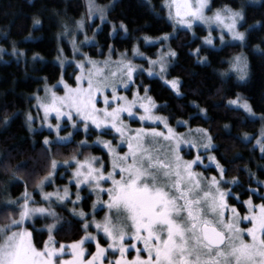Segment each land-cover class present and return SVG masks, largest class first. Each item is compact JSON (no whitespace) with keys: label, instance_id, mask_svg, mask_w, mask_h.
<instances>
[{"label":"snow or ice","instance_id":"1","mask_svg":"<svg viewBox=\"0 0 264 264\" xmlns=\"http://www.w3.org/2000/svg\"><path fill=\"white\" fill-rule=\"evenodd\" d=\"M112 6H101L97 0H86L85 12L80 19L74 20V27H70L67 20L61 22L63 30L57 34L56 39L60 41L62 38H70L74 55L83 57L76 65L80 74L75 77L76 87L66 83L63 76L57 84L51 86L47 85L45 78L44 95H39L38 90L33 97L36 100L33 107L37 115L34 116L31 111L25 115V124L30 133L36 134L45 127L49 136L55 133V139L45 136L40 142V156L50 161V164L47 173L37 180L35 190L39 191L40 203L46 206H33L38 201L34 199L35 191H28L27 180L24 181L25 191L21 197L6 201L3 207L10 209L11 214L6 218L7 222L0 226V264H264V203L254 205L251 199L244 201L248 214L243 216L236 206L229 204L233 190L227 186H239L240 182L237 178L231 181L225 179L228 169L215 155L207 156L209 163H204L205 153L217 150L210 130L197 129L202 137L199 140H189L177 133L170 124V117L155 114L167 105H157L148 95L151 90L149 87H144L143 97L139 94V87L131 100L119 95L120 88L129 89L135 83V76L146 71L148 77L158 76L176 96H182L183 80L180 77L168 79L170 68L178 59V52L171 47H162L152 58L145 56L134 45L132 57L144 59L147 69L136 65L127 51L121 53L118 60L112 61L111 56L115 52L112 45H108L109 59L104 62L94 61L87 54L81 53V46L93 43L97 34L94 32L92 37H88L85 22L90 23L96 18H99L101 24L108 22ZM163 8L167 9L174 33L155 39L145 36L143 39L146 44L159 43L163 46L174 39L180 30L192 31L196 24L203 25L207 34L202 37L201 45L191 53L197 63L209 65L208 56L200 55L205 47L217 49L219 41L220 48L216 52L219 55L235 47L238 42L240 51L220 60V67L216 71L223 81L235 76L238 82H247L251 67L244 49L248 45L251 31L264 27V22H257L245 31H240L247 23L245 3L236 7L234 0H230L214 8V0H165ZM41 23L39 18H34L33 27ZM119 29L125 35L129 32L128 25L123 21ZM77 32L84 33L83 41H79ZM116 32L117 26L113 24L109 36ZM262 45L264 41L256 45L254 50L264 52ZM3 51L0 48V52ZM59 51L63 53V49ZM12 55L23 56L24 53L13 45ZM38 58V54L33 56V60ZM113 64L116 70H112ZM60 85L64 89L63 95L57 94ZM108 89H111V98ZM100 95H103V108L97 106ZM228 106L243 109L255 118L252 105L240 94L228 100ZM194 107L199 109V115L207 119V109L199 105ZM141 109L142 114L137 117L136 113ZM41 112L42 117L39 116ZM124 113L132 121L138 119L142 125L144 122L156 126L162 124L166 131L145 126L132 129L124 123ZM37 119H40V129L33 127ZM259 119L264 121V115ZM9 120V117H5L3 124L7 125ZM81 123L85 134L90 131V125L100 130V135L114 130L116 135L112 140L95 141L107 150V161L95 156L81 160L79 154H75L61 164L52 158L55 155L54 148L71 143ZM66 125H70L73 131L62 136L61 132L67 131ZM177 125L189 126L183 120H178ZM224 127L230 128L227 124ZM243 140H250L247 133ZM35 144L34 141L33 150ZM124 144L128 150L121 154ZM257 145L264 155V128L257 138ZM86 146L87 141H82L78 148ZM184 146L195 149L193 159L186 160L181 155ZM212 165L218 176L208 177L196 171L198 167L207 170ZM26 167V164H20L11 169L10 183L20 182L23 177L18 173ZM61 167L73 169L71 178L62 189L57 187L54 192L45 191L46 187L56 183ZM36 174L37 170L32 169L27 176ZM73 186L76 188L75 200L71 199ZM85 188L96 196L91 214L78 208V205L90 198L81 195ZM235 200L239 201V196ZM69 201L73 205L70 214L75 223L81 225L85 235L71 244H60L57 247L54 235L65 224L74 226L73 221H65L56 211V208L65 207ZM101 206L107 208L108 212L97 220V209ZM37 216L52 220L46 225L49 235L42 248L33 242V231L28 230L26 223L35 220ZM245 222L250 226L242 227ZM92 227H95L96 235L91 233ZM101 232L107 238V248L101 246L98 238ZM91 241L96 242V251L87 258L85 245ZM68 249L71 250V259H63ZM109 249L119 253L114 261L108 259ZM133 250L136 255L129 259Z\"/></svg>","mask_w":264,"mask_h":264},{"label":"trees","instance_id":"2","mask_svg":"<svg viewBox=\"0 0 264 264\" xmlns=\"http://www.w3.org/2000/svg\"><path fill=\"white\" fill-rule=\"evenodd\" d=\"M110 1L97 0V3L107 4ZM163 1L115 0L113 8L109 11V23L102 25L96 35L98 44L88 48V54L102 57L108 45H112L118 51L130 50L134 43L140 42L145 36L156 38L170 34L172 26L164 16ZM226 2L230 0H214V8ZM242 2L246 5L247 17V23L242 26L243 30L257 22H264V0H234L236 7ZM84 12L85 0H0V44L6 50L0 56V226L7 222L6 218L11 214L10 209L3 207L6 201L22 196L25 191V180L28 182V191L34 192L37 180L48 171L50 161L40 156V142L48 133H30L25 124V115L29 111L35 114L30 108V103L33 102L32 96L41 87L44 88L45 78L47 85H53L61 76L60 67L53 62L57 56L56 37L63 30L61 22L67 20L71 23ZM56 13L61 15L57 16ZM34 18L42 21L41 25L35 28ZM121 21L129 28L125 37L119 29ZM113 24L117 26V32L110 37ZM205 35V29L197 26L192 31L180 30L174 39L168 42L169 47L178 52V59L170 68L168 79L180 77L183 80L182 96H176L156 78L140 75L136 81L140 92H144V87H149L151 90L148 95L155 103L167 105L163 110L156 112L170 117L171 126H176L178 132L185 131V127L177 126L178 120L187 121L189 129L210 130L217 145V150L210 152V155H215L228 169L226 180L237 178L240 182L239 186L229 184L227 188L233 190L229 204L236 206L243 215L246 213L244 201L251 199L255 205L264 203V199H261L264 195V155L253 148L251 142L242 141L245 133L248 135L258 133L261 122L250 120L243 111L228 106V100L235 99L236 95L240 94L252 105L255 114L264 115V52L254 50L256 45L264 41V27H257L251 31L248 45L244 49L251 67L250 78L244 83L238 82L235 76L223 81L216 71L220 67V60L240 51L238 45L228 48L219 55L216 54V49L205 47L200 55L208 56L209 65L197 63L196 57L191 53L201 45V39ZM13 45L24 55H12ZM139 46L151 56L157 48L142 46L140 43ZM62 48L67 55L70 54L66 43L62 42ZM97 50H100L99 54ZM37 54L39 58L33 60V56ZM75 73L72 66L65 68L63 78L69 85H74ZM194 105L207 109V119L199 115V109ZM5 117L10 118L7 125L3 124ZM226 124L230 126L229 129H225ZM64 134L66 135V132ZM92 135L97 136L96 133ZM82 139L83 134L80 131L76 132L71 143L53 149L55 155L52 158L60 163L75 154H79L80 158L90 154H101L105 158V153L100 148H78V142ZM20 164L27 165L18 173L23 179L10 183L11 169ZM32 169H36L37 174L27 176ZM207 172L216 175L214 168L207 169ZM236 196H239V201L235 200ZM90 199L83 202L84 209H89ZM64 220L73 221L74 226L69 227L65 224L54 235L56 245L73 243L84 234L81 225L75 223L67 211ZM46 222V219L38 218L34 224L41 227ZM47 236L48 232L45 230H33V242L39 248L43 246ZM86 248L88 254L94 251L92 244H87Z\"/></svg>","mask_w":264,"mask_h":264},{"label":"rangeland","instance_id":"3","mask_svg":"<svg viewBox=\"0 0 264 264\" xmlns=\"http://www.w3.org/2000/svg\"><path fill=\"white\" fill-rule=\"evenodd\" d=\"M85 3H86V0H85ZM114 3H115V0H111V1L108 2L107 4H100V5H101V6H104V5H109V4H111V5L114 6ZM164 3H165V0H164L163 3H162V9H163V12H164V16H165L166 20H167V21L170 23V25L172 26V32H171L170 34H173V33H174V26H173V23H172L171 21L168 20V12H167V9H166V8H163ZM113 6L109 9V11L113 8ZM83 14H84V13H83ZM209 14H210V13H209ZM82 16H83V15H82ZM82 16H81V17H82ZM81 17H80V18H81ZM80 18H78V19H80ZM73 22H74V21H73ZM73 22L70 23V27H74V23H73ZM85 23H86V29H85V30H86V32H87L88 37H92L94 32H96V33L98 34V32H99L100 30L97 31V29H98V28L101 29V28H102V25H103V24H101L99 18L94 19V20H93L92 22H90V23H89L88 21H86ZM106 23H109V21L106 22ZM104 24H105V23H104ZM197 26L202 27L203 29H205L206 34H207V30H206L205 26L200 25V24H196L194 27H197ZM111 29H112V27H111ZM239 30H240V31H245V30L242 29V27H241ZM111 32H112V30H111ZM122 32H123V31H122ZM97 34H96V35H97ZM76 35L78 36L79 41H83V40H84V33L77 32ZM114 35H115V33L112 34L111 36L113 37ZM123 37H125V33H124V32H123ZM143 38H144V37H143ZM143 38H141L140 42L137 41L136 43H134V45H135V46H138L139 49H140V51L143 52L145 56H150V57H152V58H155V56L160 52V50H161L162 47H163L164 49H167V48L169 47V44H168L169 41L166 42V43L162 46V45L159 44V43H156V44H146V43L144 42V39H143ZM156 38H157V37H156ZM154 39H155V38H154ZM62 42L66 43V44L69 46V50H70V54H69V55H67V54L65 53L64 50H63V53H62V54L60 53L59 50H60V49H63V48H62ZM57 43H58V44H57V56L55 57V59L53 60V62H54L55 64H57V65L60 67V69H61V76H63V74H64V70H65V68H66L67 66H72V67L74 68V70L76 71V73L74 74V85H71V86H72V87H76V80H75V77H76V75H79V74H80V70L76 67V65H77L78 62H80V61L83 59V57H82L81 55H79V54L74 55V53H73V48H72V45H71V43H70V38H62L60 41L57 40ZM139 43H140L142 46H147V47L157 46V48H156V50L154 51V54L151 56V55H149V54H147L146 52H144V51L141 50V48H140V46H139ZM97 44H98V43H97V41H96V37H95V41H94L93 43H89V44H84V45H82L81 48H80V51H81V53L87 54V55H88L89 57H91V59L94 60V61L104 62L105 60H108V59H109V51H108V49L104 52V55H103L102 57H93V56H90V55L88 54L87 49L90 48V47H92V46H95V45H97ZM134 45H133V46H134ZM236 45H238V42H236ZM133 46H132V48H133ZM0 48L4 49V48L1 46V44H0ZM132 48H131L130 50H124V51H118V50H115L114 54L111 56V60H112V61H116V60H118V59L120 58V54L123 53V52H125V51H127V52H128V55H129V58L132 59L133 62H134L136 65L141 66V67L147 69V62H146L144 59H142L141 57H132V55H131ZM219 48H220L219 41H217V49H216V50H218ZM5 52H6V50L4 49L3 52H0V56L3 55ZM97 53L99 54V53H100V50H97ZM62 62H63V63H62ZM112 70H116L114 64L112 65ZM86 71H87V69H86ZM140 75H144V76L147 77V78H156V79H159V80H160V78H159L158 76H157V77H148L146 71H145V72H142V73H138V74L135 76V83L132 84V85L130 86V88L127 89V90L124 89V88H120V90H119V95H121V96H127L128 99L131 100V99L133 98V93H135V92L137 91V88L139 87V84L137 83L136 79H137V77L140 76ZM61 76H60L59 80L61 79ZM63 79H64V78H63ZM59 80H58V81H59ZM58 81H57L56 83H54V84H57ZM64 81H65V80H64ZM160 81H161V80H160ZM65 82H66V81H65ZM161 82H162V81H161ZM66 83H67V82H66ZM162 83H163V82H162ZM54 84H53V85H54ZM48 86H51V85H48ZM86 86H87V85L85 84V87H86ZM44 87H45V85H44ZM166 87H167V86H166ZM43 89H44V88L41 87L40 90H39V91H40V92H39V95H41V96L44 95ZM110 93H111V89H108L109 98H111ZM57 94H58V95H63V94H64V89H63V86H62V85L59 86V90H58ZM139 94H140L141 97L144 96V92H140V90H139ZM174 94H175V93H174ZM33 97H34V95L32 96L33 102L30 103V108L35 112V114H33V115L36 116V115H37V112H36V109L33 107V105L36 104V100H35ZM99 101H100V102L98 103L97 106H98L99 108H103V107H104V103H103V95H100V96H99ZM145 103H146V101H145ZM113 106H115V105H113ZM239 110L243 111V109H239ZM243 112H244V111H243ZM244 113H245V112H244ZM141 114H142V109L139 110V111L136 113L137 117H138L139 115H141ZM155 114H156V115H160V114H158L157 112H155ZM245 115H246V117H247L248 119H250V120H259V121L261 122V125H260V129H259L258 133L254 134V135L249 134V137H250V140H249V141H245V140H243V137H244V136H242V141H243V142H251L253 148H256V149H258V150L260 151V146L257 145V138L259 137V134H260L261 129L264 128V121H262V120L259 119V117H260L261 115H258V114H255V118L250 117L247 113H245ZM39 116L42 117V116H43V113H42V112L39 113ZM160 116H162V115H160ZM123 120H124V123L127 124V125H128L130 128H132V129H136V128H140V127H142V126H145V127H156V128H157V131H166V130L164 129V126H163L162 124H160L159 126H156V125L151 124V122H144L143 125H142V123H141L138 119L135 120V121H132V120H130V119L128 118L127 113H124V114H123ZM53 123H55V121H53ZM177 126H178V125H177ZM33 127H34V128H37V129H40V128H41L40 119H37V120L35 121ZM172 127H173V126H172ZM183 127H185V131H183V132H178V131L176 130L177 133H179V134H181V135H184V136H185L187 139H189V140H199V139L202 138L201 135L197 132V129H189L188 126H183ZM66 128H67V131H65V132H66V135L68 134V132H72V131H73V129L71 128L70 125H66ZM173 128L176 129V126L173 127ZM79 131L83 134V139L80 140V141L78 142L79 145H80V143H81L82 141H87V145H88V146H86V147H99V148H101V150H103V152L105 153V154H104V155H105V158H104L103 155H101V154H90V155H86V156H84L83 158H80V159L83 160L85 157L95 156V157H103V158L107 161V160H108L107 150L103 148V145H102V144H96L95 141H97L98 139H100V140H105V141H106V140H112L113 137L116 135L115 132H114V130H109V131L107 132L106 136H109V137L107 138L106 136H98V134H100V130L96 129L94 125H90V131H89L87 134H85V132H84V130H83V124L81 123V124H80V129H79ZM39 132H47V133H48L47 136H49V131H48V129H47L46 127L43 128V129H42L41 131H39ZM65 132H61V135L64 136V135H65V134H64ZM93 133H96L97 136H93V135H92ZM89 137H91V138H89ZM49 138H50V139H55V133H54V132L51 133V135L49 136ZM72 139H73V138H72ZM116 139H117V142H118V141H119V137H117ZM113 146H115V144H114ZM127 150H128V149H127V145H126V144L122 145V152H121V154H123V152H127ZM260 153H261V151H260ZM181 155L184 157V159H186V160H191V159H193V158L195 157L196 152H195V149H189L188 147L184 146V150L181 152ZM209 155H210V153H205V160H204V163H205V164H208V163H209V161H208V159H207V156H209ZM61 164H62V163H61ZM210 168H214V169H215V166L212 165ZM72 171H73V169H71V168L65 169V168L61 167V171H60V172L57 174V176H56V183L53 184V185H51V186L46 187L44 190H45V191H48V192H54L55 189H56L57 187H59V188L62 189V188L64 187V185L67 184L68 180L71 178V172H72ZM196 171H198V172H203V174H204L205 176H208V177H211V176L214 175V174H211V173L207 172V170H205V169L202 168V167H198V168H196ZM216 175L218 176L219 174L216 172ZM61 177H63V178L61 179ZM224 190H227V189L225 188ZM30 193H33V192H30ZM71 193H72V195H71V199H72V200H75L76 188H75L74 186L71 188ZM81 195L84 196V197H90V198H91V199H90V198H87V199H86V200L90 199L89 209H84V208H83V202H84V201H83L80 205H78V208H83L84 211H86V212H88V213L91 214V212H92V204H93V202L96 200V196H95V194H90L89 191L87 190V188H85V190H84L83 192H81ZM263 197H264V195H263ZM34 199H35L36 201H38V203H37L36 205H33L34 207H36V206H46L44 203H40V194H39V191H38V190H35ZM104 200H105V201L107 200V197H106V196L104 197ZM253 204H254V203H253ZM260 204H261V203H260ZM260 204H258V205H260ZM254 205H255V204H254ZM72 207H73V205H72L71 201H69L65 207H63V208H56V211L58 212L59 215H61V216L64 218L65 211H67L68 213H70V210L72 209ZM245 207H246V213L243 214V215H247V214H248L247 206H245ZM97 212H98V214L96 215L95 218H96L97 220H100V219H102V218L107 214L108 210H107V208H104L103 206H101V208L97 209ZM243 215H241V216H243ZM17 218H18V215H17ZM38 218H39V219H45V218H43V217H39V216H37V217L35 218V220L38 219ZM90 218H91V215H90ZM35 220H29V221L26 222L27 225H28V230H29V231H33V230H35V231H40V230H45V231H47V230H46V225L52 222L51 218H48V219H46L47 222L44 223L41 227H36L35 224H34V221H35ZM29 226H30L31 228H30ZM243 226H250V225L247 224V222H245V224L242 225V227H243ZM90 231H91V233H92L93 235H96V234H97V231H96L95 227H92V228L90 229ZM48 235H49V234H48ZM84 235H85V233L83 234V236H84ZM83 236H82V237H83ZM98 238H99V240H100V239L103 240V243L100 242V243H101V246L107 248L108 241H107V238L103 236V233H102V232L99 233V237H98ZM47 240H48V236H47V239H46L45 241H47ZM69 244H71V243H69ZM87 244H92V245L94 246V251H93L92 253H95V251H96V242H95V241H91V242H88ZM87 244H86V245H87ZM59 245H60V244H59ZM59 245H56V246L59 247ZM65 245H67V244H65ZM86 245H85V255H86L87 258H90L92 253L88 254V251H87ZM43 246H44V244H43ZM43 246H42V247H43ZM42 247H41V248H42ZM140 247L142 248L143 245L141 244ZM135 255H136V252H135V250H133V251L131 252V254L129 255L128 258L131 259V258L134 257ZM117 257H119V253H118V252L113 253V252L111 251V249H109V251H108V259L114 261L115 258H117ZM62 258H63V259H71V250H70V249L66 250V252H65V254H64V256H63Z\"/></svg>","mask_w":264,"mask_h":264},{"label":"flooded vegetation","instance_id":"4","mask_svg":"<svg viewBox=\"0 0 264 264\" xmlns=\"http://www.w3.org/2000/svg\"><path fill=\"white\" fill-rule=\"evenodd\" d=\"M106 136V135H105ZM97 148H99V147H97ZM101 149V148H100ZM103 151V150H102ZM101 240V239H100ZM101 243H103V240L102 241H100Z\"/></svg>","mask_w":264,"mask_h":264}]
</instances>
